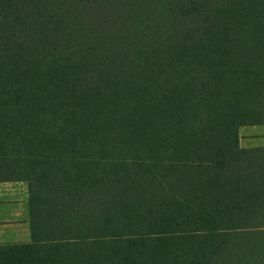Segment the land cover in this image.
Instances as JSON below:
<instances>
[{"label":"trees","instance_id":"1","mask_svg":"<svg viewBox=\"0 0 264 264\" xmlns=\"http://www.w3.org/2000/svg\"><path fill=\"white\" fill-rule=\"evenodd\" d=\"M264 0H0V264H264Z\"/></svg>","mask_w":264,"mask_h":264},{"label":"crops","instance_id":"2","mask_svg":"<svg viewBox=\"0 0 264 264\" xmlns=\"http://www.w3.org/2000/svg\"><path fill=\"white\" fill-rule=\"evenodd\" d=\"M258 125H264V123L239 125L238 144L242 147L260 146L264 155V130H261ZM28 240L26 180L3 178L0 173V243Z\"/></svg>","mask_w":264,"mask_h":264},{"label":"rangeland","instance_id":"3","mask_svg":"<svg viewBox=\"0 0 264 264\" xmlns=\"http://www.w3.org/2000/svg\"><path fill=\"white\" fill-rule=\"evenodd\" d=\"M260 126V127H259ZM261 130H264V125H258Z\"/></svg>","mask_w":264,"mask_h":264}]
</instances>
